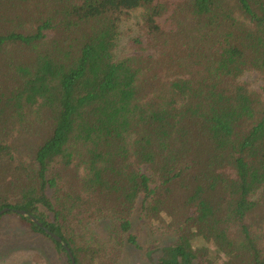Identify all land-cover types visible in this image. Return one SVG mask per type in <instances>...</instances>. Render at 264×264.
I'll return each instance as SVG.
<instances>
[{"label":"trees","instance_id":"trees-1","mask_svg":"<svg viewBox=\"0 0 264 264\" xmlns=\"http://www.w3.org/2000/svg\"><path fill=\"white\" fill-rule=\"evenodd\" d=\"M3 208L63 264L43 229L75 264H119L137 222L171 236L154 264H264V0H0Z\"/></svg>","mask_w":264,"mask_h":264},{"label":"rangeland","instance_id":"rangeland-1","mask_svg":"<svg viewBox=\"0 0 264 264\" xmlns=\"http://www.w3.org/2000/svg\"><path fill=\"white\" fill-rule=\"evenodd\" d=\"M138 12H132L119 25V40L114 51L115 57L121 60L131 52L130 41L140 34L141 22ZM254 81V79H250ZM256 89V85L252 86ZM25 140L21 138L24 145ZM40 136L35 137L29 144L24 145L23 154L33 156L42 144ZM172 210L166 206L163 213L155 217L156 225L167 226ZM184 212H176L175 220L183 221ZM160 226V225H159ZM98 239L106 241L108 227L99 222L94 227ZM132 234L136 238V246H124L119 256V264H154L160 255L162 247L168 244L171 236H154L149 226L137 222L133 226ZM37 258V260L35 259ZM53 244L40 234L32 233L27 226L19 222L15 216L2 215L0 219V264H63ZM229 264H243L244 258L238 254L229 257Z\"/></svg>","mask_w":264,"mask_h":264},{"label":"water","instance_id":"water-1","mask_svg":"<svg viewBox=\"0 0 264 264\" xmlns=\"http://www.w3.org/2000/svg\"><path fill=\"white\" fill-rule=\"evenodd\" d=\"M13 212V213H16L20 216H23V217H27L32 223L36 224L37 226H39L41 228V224L37 222L36 219H34L32 216H29L27 215L24 211H19V210H9L8 208H3L0 210V216L7 213V212ZM44 230V233L46 235H48L51 239H53L55 242L57 243H60L62 245V247L64 248V250L66 251L67 253V256H68V259L70 261V264H75L74 262V258H73V255L71 253V251L69 250V248L64 244L62 243L61 239L55 235L54 233L46 230V229H43Z\"/></svg>","mask_w":264,"mask_h":264}]
</instances>
